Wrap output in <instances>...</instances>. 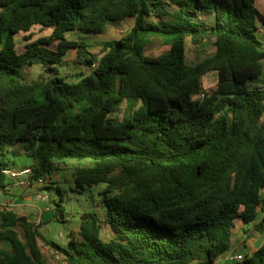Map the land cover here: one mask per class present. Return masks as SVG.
I'll return each instance as SVG.
<instances>
[{"label":"trees","instance_id":"obj_1","mask_svg":"<svg viewBox=\"0 0 264 264\" xmlns=\"http://www.w3.org/2000/svg\"><path fill=\"white\" fill-rule=\"evenodd\" d=\"M129 17L131 30L103 41L102 54L67 36L102 34ZM35 25L52 33L19 52L16 35ZM208 39L215 52L190 61L187 41ZM155 40L168 51L148 54ZM72 48L88 68L77 81L60 70ZM32 64L47 77L25 81ZM210 71L217 81L205 90ZM261 79L264 15L255 0H0V156L9 146L31 156L33 177L46 181L62 160L89 158L76 187L105 183L112 194L104 217L85 212L67 245L48 241L67 264H213L228 252L238 220L264 210ZM124 103L126 116L114 117ZM102 223L115 233L109 240ZM42 238L40 224L0 208V240L11 244L0 245V264H50ZM231 264H264V241Z\"/></svg>","mask_w":264,"mask_h":264},{"label":"rangeland","instance_id":"obj_2","mask_svg":"<svg viewBox=\"0 0 264 264\" xmlns=\"http://www.w3.org/2000/svg\"><path fill=\"white\" fill-rule=\"evenodd\" d=\"M261 14L264 15V0H255ZM212 18L213 16L210 15ZM134 23V18L129 17L126 20L108 25L107 30L102 34H87L79 30L67 32L70 39L87 40L91 42L89 51L102 54L104 53L103 41L111 39H119L127 34ZM52 28L42 25H35L30 31H21L16 35L17 48L19 52H23L26 44L40 37L49 36ZM57 41L51 44V47L57 48ZM169 45L163 44L159 40L147 46L146 52L152 55H159L168 51ZM214 39L205 40L202 44L195 46L190 40L187 41V54L190 61H198L215 52ZM77 48H72L65 56L67 63L60 66V70L70 81H77L88 68L85 64L78 62ZM25 81L32 82L35 80L45 79L47 73L41 64H32L25 67ZM217 81V72L210 71L203 77L204 89L208 90L215 85ZM263 84L264 80H258ZM128 108L126 103L119 107V110L113 114L118 119H123L127 114ZM1 159L6 161L10 167H19L31 165L33 158L25 153L17 154L13 151V147L9 146ZM93 162L91 159L68 158L57 164V168L53 171L50 179L45 180L40 185L32 186L23 193H13L1 191V200L3 203H13V209L19 214L26 215L31 221L40 224L43 232V238L40 239V245L44 253L46 262L50 264H67L64 257L57 248L48 243L53 240L63 246L67 245L71 238V234L80 230V225L85 212L92 211L104 217L103 198L111 193H105V183L87 187L81 190L76 187L75 173L76 169L81 166H90ZM46 192L48 198L45 200L37 199L40 192ZM264 197V192H262ZM61 204L64 209V217L57 214L58 205ZM264 216V210L260 209V215L257 220L248 224L241 223L237 227L233 235L232 248L223 254L219 260L213 264H231L230 256L234 254L251 255L264 241V226L261 230L257 228L259 221ZM245 228V229H244ZM21 237L23 230L18 227ZM102 237L109 240L115 234L111 226L102 223ZM3 248L9 249L11 244L8 241L0 240Z\"/></svg>","mask_w":264,"mask_h":264},{"label":"built area","instance_id":"obj_3","mask_svg":"<svg viewBox=\"0 0 264 264\" xmlns=\"http://www.w3.org/2000/svg\"><path fill=\"white\" fill-rule=\"evenodd\" d=\"M95 66V64H93ZM261 85V84H259ZM205 92H202L196 97H204ZM33 168L28 166L23 167H10L3 166L0 169V208H9L13 209V203H3L1 200V191H8L13 193H23L29 190L32 186L40 185L45 181L43 177L34 178ZM48 198V194L44 192H40L37 195V199L45 200ZM245 256L240 254H234L230 256L232 261L241 260Z\"/></svg>","mask_w":264,"mask_h":264},{"label":"crops","instance_id":"obj_4","mask_svg":"<svg viewBox=\"0 0 264 264\" xmlns=\"http://www.w3.org/2000/svg\"><path fill=\"white\" fill-rule=\"evenodd\" d=\"M25 166H26V165H25ZM19 167H23V166H19ZM263 192H264V190H263ZM240 223H241V220H238V222H237V227L239 226ZM242 223H243V222H242ZM244 224L246 225V224H248V223H244ZM236 229H237V228H236ZM236 229H235V230H236ZM244 229H245V228H244Z\"/></svg>","mask_w":264,"mask_h":264}]
</instances>
